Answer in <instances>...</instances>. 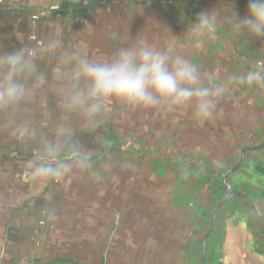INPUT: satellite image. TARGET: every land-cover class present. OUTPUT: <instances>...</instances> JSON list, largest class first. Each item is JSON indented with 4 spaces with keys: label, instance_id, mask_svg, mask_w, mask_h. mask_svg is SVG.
<instances>
[{
    "label": "crops",
    "instance_id": "1",
    "mask_svg": "<svg viewBox=\"0 0 264 264\" xmlns=\"http://www.w3.org/2000/svg\"><path fill=\"white\" fill-rule=\"evenodd\" d=\"M247 5L248 0L54 3L60 8L52 6L50 17L67 9L69 16L92 23L96 44L89 49L106 62L122 48L151 46L183 56L206 81L225 83L229 91L209 120L195 119L187 106H155L158 121L151 126L141 113L140 124L133 123L136 132L127 125L125 139L112 131L106 140L90 142L85 148L92 152L91 166L58 180L30 179L35 136L11 149L0 142V264H203L211 226L205 264H264V149L247 152L242 168L228 177L233 195L222 180L239 165L243 148L264 141V85L230 82L264 61V39L234 32L229 23L234 11L246 15ZM202 10L216 16L217 34L197 40L186 29ZM115 160H140L139 170L118 173ZM214 160L221 168L208 164Z\"/></svg>",
    "mask_w": 264,
    "mask_h": 264
},
{
    "label": "clouds",
    "instance_id": "2",
    "mask_svg": "<svg viewBox=\"0 0 264 264\" xmlns=\"http://www.w3.org/2000/svg\"><path fill=\"white\" fill-rule=\"evenodd\" d=\"M234 32L264 39V0H248L246 15L229 18ZM217 18L209 10L200 11L188 23L187 31L194 39L215 37ZM56 39H40L35 43L0 52V113L6 124L21 140L35 134L28 119H21L22 106L38 92L48 77L41 72L38 58L48 55L62 59V66L51 79L68 89L66 108L81 111L89 127L97 126V117L109 99L125 104L151 108L155 106H187L198 120L212 119L218 103L229 89L225 83L209 82L199 67L183 56L151 46L125 47L107 62H91L72 52L61 54ZM233 86L264 85V61L257 62L246 73L231 78ZM92 152L67 133L60 139H43L27 162L33 182L58 180L74 169L91 166Z\"/></svg>",
    "mask_w": 264,
    "mask_h": 264
},
{
    "label": "rangeland",
    "instance_id": "3",
    "mask_svg": "<svg viewBox=\"0 0 264 264\" xmlns=\"http://www.w3.org/2000/svg\"><path fill=\"white\" fill-rule=\"evenodd\" d=\"M63 1L3 0L0 2V52L30 45L40 39H56L60 43L58 51L61 54L69 51L81 55L91 62H106L102 55H95L89 49L92 44H96V40L91 37L93 32L92 23L87 24V22L80 20L76 16L75 18L69 16V14L65 13L67 9L57 19L50 17L51 7L54 6V3L62 4ZM18 10H25V12L17 13ZM34 17H37V19ZM26 18L29 21L43 24V28L39 32L30 31L32 33L31 37L34 39L27 37L28 32L26 35V30H23L25 26L23 27L20 24L21 20ZM38 66L40 71L45 74L49 71L47 79L52 82L53 87L49 86L48 80L42 81L36 95L25 102L20 113V118L28 119L32 128L35 129L33 136L38 139V144L43 139H48L49 136H59L60 132H62L61 134L66 132L73 140L87 147L90 142L94 144L99 138L106 140V134L112 131H115L119 136H122V139H125L128 134L126 132L129 128L128 126L132 125V129H134L140 124L141 113L145 114L143 122L145 123L146 121L148 125L153 126L158 121L154 107H137L125 104L117 99H109L105 102L102 112L97 117V126L95 128L89 127L81 111H69L66 108L67 87L51 79V74L62 66V59H54L51 56L42 54L38 58ZM49 90L57 95L56 100L47 96ZM6 120L7 116L0 113V142L6 149H11L16 142L22 140L7 126ZM134 122L137 123H135L136 126L133 125ZM135 132L133 131V133ZM28 139L23 140L25 145L29 142ZM30 148L32 147L30 146ZM115 161L114 167H116L118 173H134L139 170L140 160ZM218 163L220 162L214 160V162H209L208 164H211L213 168H221L218 167ZM136 180L137 177L133 183Z\"/></svg>",
    "mask_w": 264,
    "mask_h": 264
},
{
    "label": "water",
    "instance_id": "4",
    "mask_svg": "<svg viewBox=\"0 0 264 264\" xmlns=\"http://www.w3.org/2000/svg\"><path fill=\"white\" fill-rule=\"evenodd\" d=\"M139 1H145V0H139ZM59 8H60V6H53V7H52V10H57V9H59ZM262 149H264V141H263V143H262L260 146H257V147H245V148H243V150H242V152H241V160H240L239 165H238L236 168H234V169H230V170L226 171V172L223 174V178H222V180H223V183H224V185H225V187H226V190H227V194H228V196H231V195L234 194V192H233V190H232V187H231L230 184L228 183V177H229L232 173H234V172L238 171L240 168H242V166H243V164H244V162H245V156H246V153H247V152L260 151V150H262ZM211 228H212V226H211ZM211 228H210V230H211ZM210 230L208 231V234H209ZM208 234L205 236V238H204V242H203V253H202V263H203V264H205V246H206V239H207V237H208Z\"/></svg>",
    "mask_w": 264,
    "mask_h": 264
},
{
    "label": "trees",
    "instance_id": "5",
    "mask_svg": "<svg viewBox=\"0 0 264 264\" xmlns=\"http://www.w3.org/2000/svg\"><path fill=\"white\" fill-rule=\"evenodd\" d=\"M22 12H25V10H21ZM21 11H19L18 10V13H20ZM27 11V10H26ZM34 22L35 21H29V19L27 20V18L26 19H24L22 22H20L21 23V25L24 27L25 26V29H23V30H26V35H27V32H28V38H30L31 37V35H32V33H30V31H37V32H39L40 30H41V28H43V27H39V26H35L34 25ZM31 39V38H30ZM33 39V38H32ZM69 52V51H68ZM46 75H49V71L48 72H46ZM48 80V81H47ZM46 81L48 82V84H49V86L50 87H53V84H51L52 82H49V79H46ZM47 96L48 97H50L51 99H53V100H56L57 98V95L53 92V91H51V90H49L48 91V93H47ZM111 125V124H110ZM52 132V131H51ZM62 132H60V134H59V136L57 137V136H47L48 137V140H53V139H60V137H61V134ZM66 133V132H65ZM57 137V138H56Z\"/></svg>",
    "mask_w": 264,
    "mask_h": 264
},
{
    "label": "built area",
    "instance_id": "6",
    "mask_svg": "<svg viewBox=\"0 0 264 264\" xmlns=\"http://www.w3.org/2000/svg\"><path fill=\"white\" fill-rule=\"evenodd\" d=\"M151 1H154V0H151ZM101 4H104V2H101ZM35 19H37V17H34ZM21 264H42L40 262H35V261H26V262H23Z\"/></svg>",
    "mask_w": 264,
    "mask_h": 264
},
{
    "label": "flooded vegetation",
    "instance_id": "7",
    "mask_svg": "<svg viewBox=\"0 0 264 264\" xmlns=\"http://www.w3.org/2000/svg\"><path fill=\"white\" fill-rule=\"evenodd\" d=\"M34 25H35V26H39V27H43V24H42V23H39V22H36V21L34 22ZM33 39H34V38H33Z\"/></svg>",
    "mask_w": 264,
    "mask_h": 264
}]
</instances>
